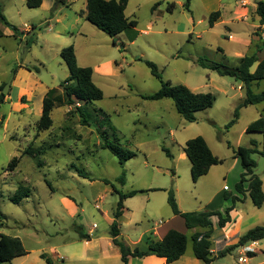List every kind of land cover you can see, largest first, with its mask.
I'll list each match as a JSON object with an SVG mask.
<instances>
[{
  "label": "rangeland",
  "instance_id": "1",
  "mask_svg": "<svg viewBox=\"0 0 264 264\" xmlns=\"http://www.w3.org/2000/svg\"><path fill=\"white\" fill-rule=\"evenodd\" d=\"M157 1H161L159 14L151 10ZM238 1L191 0L188 11L186 0H131L125 14L136 20L138 26L116 37L114 45L113 38L89 22L80 23L85 26V35L77 39L71 32L63 33L62 25L56 23V17L63 12L81 9L83 0H68L69 6L47 1L38 9L28 8L26 0H0L8 22L18 29H26L32 22L37 27L29 38L16 39L7 34L8 28L0 19V33L6 32L0 37V86L4 83L3 90H9L10 94L1 106L5 121L0 130V223L3 224L0 234L19 235L29 252L12 264H47L45 258L59 264L56 254L67 257L64 250L79 236L77 226L86 231L96 225L94 236L103 234L108 228L105 217L111 215L119 201L114 191L103 193L105 185L116 186L123 192L132 190L133 186L173 187L187 212L198 211L208 204L211 198L208 185L194 184L189 160L179 159L186 142L203 137L223 158L224 164L219 167L226 168L234 157L233 147L247 146L252 136L258 135L246 131L251 118L247 112L228 128L240 97L246 93L244 85L198 64L204 57L237 66V61L226 58L218 50L225 45L239 48L237 40L225 42L226 25L218 21L210 28L209 17L220 11L224 20L231 18ZM171 3H175L172 13L168 11ZM48 18L54 20L48 23ZM68 21H71L69 16ZM30 40L33 42L28 46ZM75 43L80 47L82 64L91 68L104 64L101 70L105 76L96 74L94 78L104 97L85 106L88 122H84L74 106L60 107L53 111L52 129L39 132L37 123L44 89L35 91L33 97L24 96L21 102L17 100L26 94L23 88L29 71L36 72L35 68H39L47 86L58 87L69 76L60 50ZM146 61L154 63L162 78L173 85L214 94V107L197 113V121L189 123L178 114L172 100L144 99L142 96L152 95L161 88L160 80L152 75ZM19 65L29 70H22ZM15 86L21 90L17 92ZM261 89L264 81L254 86L256 91ZM21 103L30 105L29 109L21 112ZM263 107L255 106L252 111H261ZM104 131L111 142L134 152L136 157L121 166L110 151L99 145L103 142L100 133ZM29 146L43 148V153L39 157L23 155ZM14 157L20 158L18 167L6 172ZM253 158L258 163L256 174H261L264 158L258 155ZM77 170L85 176H80ZM122 172L128 181L124 188L117 181ZM20 186L28 188L30 196L15 204L11 199ZM139 199L142 198H135L132 203H141ZM156 203H161L159 198ZM162 206L166 207L164 201ZM165 209L170 212V208ZM166 219L167 214L162 210L153 215L148 225ZM121 225L125 235L137 238L140 230L133 223L124 220Z\"/></svg>",
  "mask_w": 264,
  "mask_h": 264
},
{
  "label": "trees",
  "instance_id": "2",
  "mask_svg": "<svg viewBox=\"0 0 264 264\" xmlns=\"http://www.w3.org/2000/svg\"><path fill=\"white\" fill-rule=\"evenodd\" d=\"M58 5L69 6L67 0H54ZM131 0H86L87 11L86 21L94 25L97 29L113 38L115 45V38L130 30L135 29L138 26L136 20H130L126 14V8ZM166 1V0H164ZM191 0H186L185 7L190 11ZM42 0H26V5L30 9H38L42 6ZM161 1L155 3L152 7V11L155 12ZM175 9V3H171L168 6V11L172 13ZM256 15L260 19V25L264 27V0L256 3ZM220 12H213L209 17V26L213 27L215 22L219 19ZM0 19L1 21L11 27L14 35L17 36L18 29L14 25L10 24L2 13L0 6ZM35 29V26H32ZM261 39V45L257 46V52L264 50V30L263 34L259 35ZM33 40L28 41V46ZM60 57L66 64L69 70V77L60 84L59 89H51L43 100L42 115L37 123V129L39 132H45L53 127L52 114L56 108L74 106L75 110L84 119V122H88V116L85 111V106L101 101L104 97L103 91L93 82V69L91 67H82L78 63L76 56V50L74 45H70L60 52ZM146 65L151 70L153 76L158 78L161 83V88L158 92L142 96L146 100L160 101L163 99H170L173 101L174 106L178 114L187 122L194 123L197 121L196 114L206 111L214 107L216 97L212 93H194L188 87L184 85H173L170 81H166L162 78L157 66L146 61ZM258 66L255 72H251V69L255 64ZM198 64L204 69H208L216 72L220 76H228L235 78L241 82L246 93L244 98L235 110L234 119L228 125V128L233 126L240 117V110L252 106L264 103V91L255 93L252 91L251 86L254 82H260L264 80V59L259 62L256 54L251 56H245L241 58L238 65L235 67L228 66L221 62H212L204 57L198 60ZM36 72H39L38 68H35ZM31 71V70H30ZM5 84L0 87V130L3 127L5 118L1 115V106L6 102V95L3 94ZM98 111L107 116L108 115L101 109ZM248 133H259L263 136V143L261 151L258 149V143L252 140L249 146H239L233 149L234 156L240 159L241 165L244 169L241 175L240 181L235 185V190L245 196L249 197L256 208H261L264 203L263 184L261 179L256 175L255 169L257 162L253 158V155H259L264 158V113L259 119L252 122L247 130ZM101 142L100 146L111 152L119 161L121 166L136 157V154L129 149L111 142L108 139V135L104 132L100 133ZM230 146V145H229ZM163 151L172 157L170 152L163 148ZM184 152L191 164V178L193 183H197L200 178L206 176L211 167L220 165L223 160L218 159L210 149L206 140L201 137H195L188 140L184 147ZM43 153L42 149H36L33 146H29L23 155H30L33 157H39ZM20 163V158L14 157L8 165L6 172L14 171ZM39 164H42L39 162ZM80 176L83 175L80 170H77ZM86 178V177H85ZM118 183L122 186L126 184V173L122 172L117 179ZM108 184V182L106 181ZM114 188V186H113ZM115 192L119 195V201L114 211V221L110 227V235L113 238V243L120 248L122 261L124 264H129L130 257H146L155 254L158 257L165 258L168 263H173L185 256L189 238L186 234L176 230H170L165 237L158 242H153L149 246L147 251H140L138 248L132 249L127 243L119 240L120 236V224L119 218L124 211V201L135 197L142 191H131L129 193H122L115 189ZM30 196V190L24 186H20L17 190L15 198L11 201L18 204L23 198ZM225 200H232V206L226 208L223 212L220 211H195V212H182L176 200L175 192L173 189L168 191V204L174 215L180 216L188 230L196 228L205 229V232L196 233L192 236L193 242L192 250L194 257L203 261L204 264H210L213 261L211 257L212 242L210 241L211 234L213 232V224L210 220L212 216L219 218V225L224 227L230 222V213L235 208L236 204L242 202L241 199L232 196L231 194L224 195ZM0 226H3L0 223ZM82 227L77 226V232L79 238L82 240H91V236L85 235L82 232ZM264 240V226H258L248 231L239 242L238 247L249 243ZM236 247H232L228 250L231 252ZM29 252L25 248L23 241L19 237H14L7 234H0V264H12V262L24 256H27ZM43 257H45L43 255ZM47 264H52L49 258H45Z\"/></svg>",
  "mask_w": 264,
  "mask_h": 264
},
{
  "label": "crops",
  "instance_id": "3",
  "mask_svg": "<svg viewBox=\"0 0 264 264\" xmlns=\"http://www.w3.org/2000/svg\"><path fill=\"white\" fill-rule=\"evenodd\" d=\"M42 1H43V4L40 8H43L47 1L52 3L54 0H42ZM259 1H262V0H239L238 1L239 5L236 7L235 11L233 12V16L231 18L224 20V16L219 11L220 17L215 22L216 24L219 21L226 25L225 28L228 33L224 35L225 39L227 40L225 42H230V40H233V41L237 40V43L239 44V48L234 49L232 48V46L225 45L223 49L222 48L218 49L219 52H221V54L224 55L226 58L229 57L237 61V65H238L239 60L245 56H251V55L256 54L259 62L264 59V50L261 52H257V46L261 45L262 43L259 35H262L263 30H264V27L260 25L259 17L255 13L256 3ZM83 2H84L83 7L81 9H72L68 13L63 12L55 19L56 23H58L59 25H62L63 33L71 32L72 37L76 39L78 37H84L85 35V32H84L85 26L84 25L80 26V23L82 21L87 22L86 21L87 2L86 0H83ZM155 12H158L159 14L161 11L157 8ZM68 16L71 18V21L66 22ZM53 20L54 18L46 19L48 23ZM32 26H35V29L37 28L35 22H32V25L27 26L26 29L17 28L18 29L17 36L14 35V32L11 29V27L7 26L8 28L7 34L9 36L15 37L16 39L29 38L32 35V32L35 30V29H32ZM213 27H210V28H213ZM5 35H6V32L0 33V37H3ZM74 46H75L76 56H77L79 65L82 67H87V65L82 64L80 61V57H79L80 47L77 45V43H75ZM61 51L62 50H60V52ZM39 64L44 66L43 62H39ZM257 66H258V63L252 67L251 69L252 73L255 72ZM19 67L22 70L24 68H26V70H29L28 67H24L23 65H19ZM102 67H104V64H101L97 66L96 68H92L94 83H95L94 78L96 74H98L99 76H105V73L101 70ZM38 73H36L34 70L29 71L30 75L27 78V84L23 88L26 94H24L23 96L22 95L19 96V100H17V102L18 101L21 102L20 99L26 95L32 96V94L35 91H38L40 89H44V97L51 89L60 90V85L58 87L47 86V84L40 77L41 74L40 73L38 74ZM257 83L259 82H254L252 84L251 86L252 91L255 93H260L264 91V89H261L258 91L254 90V86ZM2 85H4V83ZM97 86L100 89L102 88L100 85H97ZM14 88L17 92L21 90L19 86H15ZM241 89L243 90V87ZM190 90L194 93H201L200 91H196L193 89H190ZM60 92L62 91L60 90ZM9 95H7L6 97V100H5L6 102L9 98L8 97ZM244 96L240 97V102L244 98ZM44 97L42 99V108H43ZM21 104L22 105H20L19 107V109H21V112H25L29 109L30 105L23 104V103ZM261 105H264V103L248 106L240 110V117H242L245 114V112L251 115V118L248 124L246 125V130L252 122L259 119L260 116L264 113V107L262 108L261 111H258V109H255V111H252L254 110L253 108L255 106H261ZM41 115H42V111H41ZM252 140L258 143V149L261 151L262 143H263L262 134L258 133V135L252 136L247 146H249ZM100 144L101 143H99V145ZM207 144L209 145L213 154L218 159L223 160V158H221L220 156L216 154V152L212 149L210 144L209 143ZM238 147L239 145L236 146L235 148L233 147V149H236ZM230 148H232L231 145H230ZM186 158L187 156L183 150V152H181L179 155V159L181 161H184ZM223 164L224 163H222V165ZM219 166H221V164L211 167L209 173L206 176L200 178L199 181L195 183L196 185L200 184V182H202V184H207L210 190V195H211L210 196L211 198L208 204L205 205L203 208H198L197 210L198 211L208 210V211L223 212L226 208L232 206L231 199L229 200L224 199L225 194H231L232 196H235L241 199L242 202H239L236 204L235 208L230 213V222L227 223L224 227H221L219 225V218L217 216H212L210 218L213 224V232L210 237V241L212 242L211 257L213 258V261L210 264H264V240L253 242L256 252L250 255L245 263H239V258L241 254H240V249H239L240 247H238L240 239L248 231L258 226H264V203L261 208H256L253 205L249 197H245L239 194L235 190V185L240 181L241 175L244 172V169L241 165L239 158H236L235 156L232 157V161L230 165H228V167L226 168L219 167ZM190 167H191V164H190ZM257 167H258V163H257ZM257 167L255 169V173H256ZM256 175L262 181V184H263L262 187H263V192H264V171L261 174H256ZM127 182L128 181H126V184ZM126 184L122 187L124 188ZM161 187H165V186H161ZM161 187L149 185L143 188H135L133 186L132 190H129L128 192H123L121 190L122 193H129L134 190L142 191V192L137 194L135 197L129 198L124 201V211H123L122 216L118 220L120 224V236L118 237V239L127 243L132 249L138 248L140 251H147L151 243L161 241L170 230H176L188 236L189 244H188L187 252L185 256H183L181 259L173 263H168L165 258H161L153 254L150 256L142 257V258L130 257L129 264H204L203 261L194 257L193 250H192L193 242L191 238L194 234L202 233V232H205L206 230L202 228L188 230L185 226L184 220L180 216L174 215L171 210V207L168 204V191L170 189L174 190V188L173 187L161 188ZM115 189L117 191H120L116 186H114L113 188V186L109 187L108 185H105L103 186V193H109V192L114 191V193L117 194V192H115ZM158 194H162V195L159 197H156ZM177 194H178V190H177ZM117 196L119 197L118 194ZM175 196L177 197L176 200H177L180 210L182 212H187V210L182 208L178 195L175 194ZM135 198H142V199H139V202L141 203L133 204L132 200ZM158 198L161 201V203L159 204L156 203V200ZM153 200L154 202L152 203ZM163 201L166 203L165 208L167 207L170 208V212L166 211L165 208L163 209V206H162ZM115 209L112 211L111 215L107 214L105 217L108 228L105 230L103 234H98L95 237L94 234L96 233L95 231L96 228H93V227L86 231L82 230V232L85 235L91 236V240H82L78 236L76 238V241L72 243L71 246H68V248L64 250L67 252V257H64L58 253L56 254V258L60 261L59 264H124L122 261L120 248L113 243V238L110 235V227L114 221L113 214H114ZM162 210H164V212L167 214L166 222L163 220H160L158 222H155L154 225H148L153 215L155 213L161 212ZM124 220H128L129 223H133L135 227L140 230L139 233L137 234V238L133 239L125 235L122 229V225H121ZM144 223L146 225L142 228V224ZM14 237L20 238L19 235H14ZM20 239L22 240V238ZM232 247H236V248L232 250L231 252H228V250ZM237 251L238 253H236ZM233 252L236 253V255H234ZM53 264H55V262H53Z\"/></svg>",
  "mask_w": 264,
  "mask_h": 264
},
{
  "label": "built area",
  "instance_id": "4",
  "mask_svg": "<svg viewBox=\"0 0 264 264\" xmlns=\"http://www.w3.org/2000/svg\"><path fill=\"white\" fill-rule=\"evenodd\" d=\"M93 228H96V225H94ZM239 249L241 254L239 258V263H245L248 257L256 252L253 243L242 245Z\"/></svg>",
  "mask_w": 264,
  "mask_h": 264
},
{
  "label": "water",
  "instance_id": "5",
  "mask_svg": "<svg viewBox=\"0 0 264 264\" xmlns=\"http://www.w3.org/2000/svg\"><path fill=\"white\" fill-rule=\"evenodd\" d=\"M57 5H58V4H57ZM6 88H9V84L7 85ZM8 92H9V90H7V89H6V90H3V94L6 95V96L8 95Z\"/></svg>",
  "mask_w": 264,
  "mask_h": 264
}]
</instances>
